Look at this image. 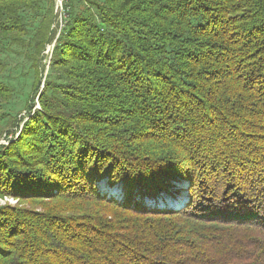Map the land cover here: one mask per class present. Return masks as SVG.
Segmentation results:
<instances>
[{
	"label": "trees",
	"instance_id": "trees-1",
	"mask_svg": "<svg viewBox=\"0 0 264 264\" xmlns=\"http://www.w3.org/2000/svg\"><path fill=\"white\" fill-rule=\"evenodd\" d=\"M63 5L55 38L54 0H0L32 79L0 145V264H264V0Z\"/></svg>",
	"mask_w": 264,
	"mask_h": 264
},
{
	"label": "rangeland",
	"instance_id": "rangeland-1",
	"mask_svg": "<svg viewBox=\"0 0 264 264\" xmlns=\"http://www.w3.org/2000/svg\"><path fill=\"white\" fill-rule=\"evenodd\" d=\"M63 4L65 0H62ZM55 7H54V15L56 17L55 22L52 26V28H55L56 30V37H58L59 32L62 28V25L64 24V14H62V11L58 8V3H61V0H54ZM64 6V5H63ZM24 17H26L28 27L32 26L31 23V16L28 14H25ZM38 23V20L34 22V26H36ZM54 43L51 45H48L46 47V50L44 51L43 55L45 57V60L43 64L45 65V73L44 77L46 75V71L48 69V64L50 61L52 49H53ZM16 50V54L12 53H0V60L2 65H4V69L0 70V83H7L8 85L14 87V93H13V99L8 104H0V145L7 144L8 139H16L19 130L21 128V125L26 121V110H23L25 104L29 102V98L31 97L32 91H31V83L32 79L30 76L24 77L25 72H29V67L31 60H29L27 57H24V52L20 51L19 47L13 48ZM30 104V103H29ZM39 110V105L37 101L35 100L33 111ZM11 116L13 118L7 117ZM19 123V124H18ZM17 124L19 125V129L17 128ZM101 183L98 185L99 190L101 191L102 187ZM115 190V192H114ZM106 192L111 196L114 195L115 197L117 194H120V197H122V194L118 189H108ZM175 199L166 198V203H162L161 205H167V203L171 204L173 201L184 199L183 194L177 193L174 194ZM183 199L181 200L183 202ZM9 203L14 204L15 202L12 200H7ZM5 201H0V204H4Z\"/></svg>",
	"mask_w": 264,
	"mask_h": 264
},
{
	"label": "bare ground",
	"instance_id": "bare-ground-1",
	"mask_svg": "<svg viewBox=\"0 0 264 264\" xmlns=\"http://www.w3.org/2000/svg\"><path fill=\"white\" fill-rule=\"evenodd\" d=\"M111 191H112V189H111ZM114 192H115V190H114ZM110 195H111V194H110ZM112 196H114V195H112ZM114 198H120V194L116 195ZM182 199H183V198H182ZM178 201L182 202L181 200H178ZM178 201H173V202L170 204V207H171V206H172V207L177 206L176 204H178Z\"/></svg>",
	"mask_w": 264,
	"mask_h": 264
},
{
	"label": "built area",
	"instance_id": "built-area-1",
	"mask_svg": "<svg viewBox=\"0 0 264 264\" xmlns=\"http://www.w3.org/2000/svg\"><path fill=\"white\" fill-rule=\"evenodd\" d=\"M58 8L62 11L63 10V1L61 0V3H58Z\"/></svg>",
	"mask_w": 264,
	"mask_h": 264
},
{
	"label": "water",
	"instance_id": "water-1",
	"mask_svg": "<svg viewBox=\"0 0 264 264\" xmlns=\"http://www.w3.org/2000/svg\"><path fill=\"white\" fill-rule=\"evenodd\" d=\"M118 195V194H117ZM182 202L178 201V204H176L177 206H174L175 208H178L181 205ZM168 207H170V204L167 203ZM162 206V205H161Z\"/></svg>",
	"mask_w": 264,
	"mask_h": 264
}]
</instances>
